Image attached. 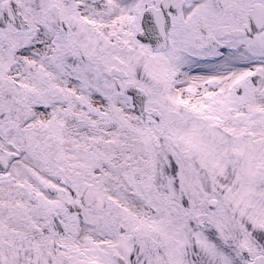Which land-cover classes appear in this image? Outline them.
<instances>
[{
    "label": "snow or ice",
    "instance_id": "obj_1",
    "mask_svg": "<svg viewBox=\"0 0 264 264\" xmlns=\"http://www.w3.org/2000/svg\"><path fill=\"white\" fill-rule=\"evenodd\" d=\"M0 264H264V0H0Z\"/></svg>",
    "mask_w": 264,
    "mask_h": 264
}]
</instances>
